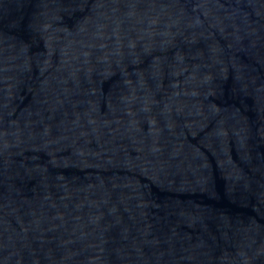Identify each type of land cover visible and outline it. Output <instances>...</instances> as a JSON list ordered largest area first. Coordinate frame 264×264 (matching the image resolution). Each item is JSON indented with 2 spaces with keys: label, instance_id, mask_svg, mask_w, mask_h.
<instances>
[{
  "label": "water",
  "instance_id": "95a60500",
  "mask_svg": "<svg viewBox=\"0 0 264 264\" xmlns=\"http://www.w3.org/2000/svg\"><path fill=\"white\" fill-rule=\"evenodd\" d=\"M0 264H264V0H0Z\"/></svg>",
  "mask_w": 264,
  "mask_h": 264
}]
</instances>
